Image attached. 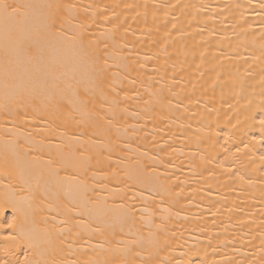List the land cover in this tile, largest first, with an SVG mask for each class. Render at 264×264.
Here are the masks:
<instances>
[{"label": "bare ground", "instance_id": "6f19581e", "mask_svg": "<svg viewBox=\"0 0 264 264\" xmlns=\"http://www.w3.org/2000/svg\"><path fill=\"white\" fill-rule=\"evenodd\" d=\"M50 2L62 6L56 30L90 43L107 67L102 94L85 97L90 119L58 99H0V205L12 200L34 218L46 243L30 258L264 264L260 130L246 124L227 152L220 147L229 104L262 112V0ZM6 143L30 163V176L13 152L5 162ZM54 170L64 188L58 198L55 186L45 191ZM13 215L6 207L0 223ZM27 251L22 244L20 254Z\"/></svg>", "mask_w": 264, "mask_h": 264}, {"label": "snow or ice", "instance_id": "6c2138e0", "mask_svg": "<svg viewBox=\"0 0 264 264\" xmlns=\"http://www.w3.org/2000/svg\"><path fill=\"white\" fill-rule=\"evenodd\" d=\"M60 7L62 6L50 0H35L21 5H10L6 0H0V99L4 100L5 106L16 100L25 103L40 100L42 103L51 104L58 99L80 112L82 119H90L91 114L87 111L88 101L85 97L102 94V81L107 64L106 61L101 64L96 49L90 43L86 44L75 35L67 36L63 31L56 30L55 10ZM260 7L264 10V0ZM20 8L26 11L20 13ZM20 16H23V19H18ZM57 68L65 70L57 74ZM238 105L239 101L235 107L229 104L232 110L228 115L230 130L224 136V143L220 145L225 152L228 151L227 146L230 143L239 139L238 133L246 124L258 127L261 133L259 139L264 141V93L261 98L262 112L259 116L254 112L244 111ZM213 141L214 135L207 133L209 148L215 147ZM255 142L257 137L253 136L250 143ZM10 151L20 165L21 175L30 176V163L22 161L18 152L7 143L3 148L5 162L7 163ZM67 179L64 177L65 182ZM2 185L3 180H0V186ZM52 186H55V195L58 198L60 192L64 191L59 170L50 174L45 191ZM74 190L78 192L80 186ZM6 207L10 208L14 215L10 223H0V264H39L30 258L29 253L46 241L38 237L34 218L30 219L25 215L27 228L21 232L17 223L20 208L14 201L6 199L3 205H0V217L4 216ZM22 244L27 246L28 251L20 254ZM177 264L186 262L177 261Z\"/></svg>", "mask_w": 264, "mask_h": 264}, {"label": "clouds", "instance_id": "9594fccd", "mask_svg": "<svg viewBox=\"0 0 264 264\" xmlns=\"http://www.w3.org/2000/svg\"><path fill=\"white\" fill-rule=\"evenodd\" d=\"M18 230L23 232L26 230L27 228V222H26V216L23 212H20L19 216H18Z\"/></svg>", "mask_w": 264, "mask_h": 264}]
</instances>
